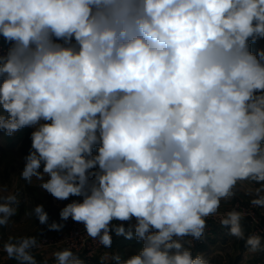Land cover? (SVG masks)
Returning <instances> with one entry per match:
<instances>
[{"label":"clouds","instance_id":"obj_1","mask_svg":"<svg viewBox=\"0 0 264 264\" xmlns=\"http://www.w3.org/2000/svg\"><path fill=\"white\" fill-rule=\"evenodd\" d=\"M0 36V130L34 129L21 178L57 200L82 197L60 218L100 245L113 229L142 242L113 264H209L184 238L204 236L237 183L258 184L251 204L264 207V48L251 50L264 0H0ZM18 205L0 195V226ZM29 214L48 224L43 204ZM243 215L221 219L239 239ZM133 218L128 230L112 223ZM246 245L264 250L259 235ZM38 246L10 236L3 251L37 264ZM53 255L84 264L70 249Z\"/></svg>","mask_w":264,"mask_h":264},{"label":"rangeland","instance_id":"obj_2","mask_svg":"<svg viewBox=\"0 0 264 264\" xmlns=\"http://www.w3.org/2000/svg\"><path fill=\"white\" fill-rule=\"evenodd\" d=\"M258 48H264V40H259ZM21 137L22 129L11 136L0 130V188L6 189V191L0 192V195L14 193L18 195L19 199L16 214L9 219L7 225L0 226V252L3 251V244L8 241L10 236H35L38 240V247L43 249L56 246L54 241L62 235L65 229L64 221L61 220L59 215L61 209L68 203L82 198L70 196L67 200H57L44 191L39 186L41 182L35 178H33L31 184L23 180L20 173L24 167V157L32 149L26 155L20 152ZM40 170H43V165ZM257 187L259 185L253 181H240L233 190L235 195L230 199L221 200L217 212H223L233 207H237L238 211L243 212L241 225L245 238L239 239L235 236H230V239L227 238L228 241L222 243L223 245H220V249L212 253V256L211 254L203 256L209 261V264H264V250L250 252L246 245L247 237L255 234L262 238V245H264V207L251 204L254 195L250 194V192ZM38 204L44 205V210L49 218L48 224L56 222L64 225L60 231H49L48 224H40L39 219L35 215L29 214ZM214 231V237L223 236L225 239L228 237L226 236L229 231L227 227L215 229ZM59 248L64 250L62 247ZM141 248L142 243L132 242L120 246L115 254H120L127 259L137 254ZM194 254L197 255L198 251H195ZM110 256L91 260L84 264H113Z\"/></svg>","mask_w":264,"mask_h":264},{"label":"built area","instance_id":"obj_3","mask_svg":"<svg viewBox=\"0 0 264 264\" xmlns=\"http://www.w3.org/2000/svg\"><path fill=\"white\" fill-rule=\"evenodd\" d=\"M9 47L8 44L0 45V49L6 50ZM81 199H76L77 201H82ZM232 210L238 211L237 207H233L223 212H216L215 214L206 217V228L204 236L196 240L192 237H185V246L191 247L192 253L197 251L199 247L206 242L208 236L214 235L215 229L226 228L221 225V219ZM240 212V211H239ZM243 213V212H242ZM129 221H113L115 225L127 224ZM254 222V221H253ZM252 223V222H251ZM65 229L60 237H58L54 244L63 249H70L75 255L82 256L84 259L91 261L96 259L100 254L107 251L110 247L100 245L98 239H93L88 236L86 228L83 223L76 222L69 217L68 220L64 221ZM113 238L116 236L114 229L110 232ZM257 235V234H255ZM190 241V244L188 243Z\"/></svg>","mask_w":264,"mask_h":264},{"label":"crops","instance_id":"obj_4","mask_svg":"<svg viewBox=\"0 0 264 264\" xmlns=\"http://www.w3.org/2000/svg\"><path fill=\"white\" fill-rule=\"evenodd\" d=\"M3 44H7L3 37L0 36V45H3ZM136 223V220L135 218H133L131 221H129L127 224L123 225L125 227L126 230H128L132 225H134ZM134 231V229H133ZM226 239L223 237V236H219V237H214V235L212 236H208V238L206 239V242L204 244H202L199 249L197 250L198 251V254H201L202 256L204 255H210L212 256V253H215L216 250H219L220 249V245L222 246L224 242H227L228 239H230V233L228 231V233H226ZM121 238V240L124 238H126L125 236H119ZM228 238V239H227ZM222 240V241H221ZM132 242H135V243H142L140 241H138L135 236H133V238L130 240ZM120 244H114L112 245L107 251H105L104 253L100 254L97 259H100V258H106L110 255H113L115 254L119 248H120ZM57 251H61V249L57 246H53V247H47V248H39V247H36V248H33L31 249V254L34 256L37 264H56V260H55V257H54V253L57 252ZM135 252V251H133ZM77 256V255H76ZM80 259H82V257L78 256ZM86 260V259H85ZM85 262H88V260H86ZM84 262V263H85ZM0 264H19V262L15 259H12V258H9L7 253L4 252V251H1L0 252Z\"/></svg>","mask_w":264,"mask_h":264},{"label":"trees","instance_id":"obj_5","mask_svg":"<svg viewBox=\"0 0 264 264\" xmlns=\"http://www.w3.org/2000/svg\"><path fill=\"white\" fill-rule=\"evenodd\" d=\"M258 44H259V40L257 41L256 44L251 45V50L252 51L256 50L258 47ZM32 131H33L32 127H25L22 129V137L20 139L19 150L24 155H26L32 149L31 148V143H32L31 142V133H32ZM130 240L131 239H128V238H125V239L123 238L121 240V238L118 235H116L112 240L111 246L116 244V243L120 244L121 246L126 245V244H129L131 242ZM192 254H193V256L196 255L194 253H192ZM80 257H82V256H80ZM96 259H94V260H96ZM81 260H83L84 262L86 261L83 257Z\"/></svg>","mask_w":264,"mask_h":264}]
</instances>
